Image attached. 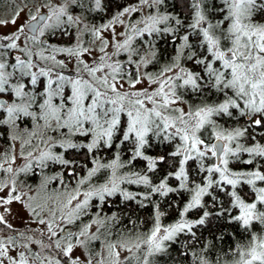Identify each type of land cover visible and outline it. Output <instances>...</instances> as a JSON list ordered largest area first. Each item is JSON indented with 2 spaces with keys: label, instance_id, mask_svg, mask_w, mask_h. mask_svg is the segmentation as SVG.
<instances>
[{
  "label": "snow or ice",
  "instance_id": "snow-or-ice-1",
  "mask_svg": "<svg viewBox=\"0 0 264 264\" xmlns=\"http://www.w3.org/2000/svg\"><path fill=\"white\" fill-rule=\"evenodd\" d=\"M13 5L0 19L14 27L0 32V128L9 141L0 151V264H154L181 235L195 243L194 229L213 219L249 233L233 264H264V231L255 230L264 229V0H185V17L162 11L165 0H136L101 24L92 14L106 11L104 0ZM57 36L74 43L53 44ZM161 39L174 55L147 71ZM158 146L170 150L149 154ZM18 158L25 162L14 167ZM50 165L60 171L47 175ZM30 174L40 176L36 195L20 179ZM53 181L61 188L49 192ZM170 194L188 199L165 224L153 197ZM116 196L151 205V228L113 240L119 219L101 210ZM14 203L26 213L22 229L8 219ZM182 247L192 264H219L210 245Z\"/></svg>",
  "mask_w": 264,
  "mask_h": 264
},
{
  "label": "trees",
  "instance_id": "trees-1",
  "mask_svg": "<svg viewBox=\"0 0 264 264\" xmlns=\"http://www.w3.org/2000/svg\"><path fill=\"white\" fill-rule=\"evenodd\" d=\"M6 1L7 0H0V11L7 8ZM135 2L136 0H104L106 11L93 13V22L96 24L103 23L107 19L111 18L122 7L126 6L129 3ZM213 2L214 0H208L209 4H212ZM215 3L218 4L219 0H215ZM161 10L179 14L181 17H185L188 14L185 7V0H165V5ZM257 19L261 22H264V15L257 16ZM61 41L68 42L69 40L62 38ZM157 46L159 48V63L154 66H150L149 71L158 70L174 55L173 46L167 39L159 40ZM23 126L25 125L22 124L21 127ZM0 132L4 133L3 135H0V151H2L8 147L9 141L7 139V133L3 128H0ZM166 150H170V146L154 147L149 149L148 152L151 155H157ZM67 155L69 158L76 156L75 153L71 152ZM101 155L104 157L105 161L111 159L112 156L110 152H104L101 153ZM76 158L83 160V157L81 156H77ZM143 166V161H139L136 164L137 169L143 168ZM89 167H91V164H89ZM163 167L165 169L167 168L166 165ZM239 167L243 166L240 165ZM58 171H60V168L57 165H50L49 168L45 169V173L47 175L55 174ZM163 174V172H158L156 174V182H158L159 178ZM39 177V175L30 174L25 176L24 179L26 182L34 184ZM94 179H96L97 182H103L104 175L100 174L97 178ZM65 180H70V178L67 176V173H65ZM173 183L175 182L173 181ZM69 186L73 187L74 182H71ZM125 187L132 192L144 191L143 188L137 187L135 185H125ZM187 199V194H185L183 197L177 196L175 194H170V196L166 198H160L158 196L153 197V200L160 203L161 211L165 213V215L162 217V222L165 224L173 223L179 218V211L182 210V206ZM169 204H171L172 206L169 207ZM93 211H95V209H93ZM101 213L107 214L108 216H111L113 213L117 214L119 223L112 229V239H116L117 237H119L120 232L127 233L130 230L143 232L148 230L152 226L153 208L151 205H149L147 208H141L134 201H122L119 196L109 198V202L103 206ZM188 218H198V212H189ZM88 219V217L84 218L85 221ZM255 230L258 232L264 231V229H260L259 226H257ZM194 231L196 232L198 238L195 243L192 242L190 237L181 235L178 242L170 243V247L168 248L167 253L154 258V264H192L190 255H181V253L184 251L182 245L186 242L191 244L192 250L196 252H200L206 245H210L211 259H213L214 261L219 260V264H233V261L237 259V256L235 255L237 246L246 244L249 239V233L245 232L237 224L228 223L225 219H213L209 225L205 227L195 228ZM96 249H98V246H96L94 250Z\"/></svg>",
  "mask_w": 264,
  "mask_h": 264
},
{
  "label": "rangeland",
  "instance_id": "rangeland-1",
  "mask_svg": "<svg viewBox=\"0 0 264 264\" xmlns=\"http://www.w3.org/2000/svg\"><path fill=\"white\" fill-rule=\"evenodd\" d=\"M23 2H24V0H14L15 5H19L21 7H23ZM6 3H7V8L3 9L2 11H0V19H3V18H9L10 19L11 18L12 8L14 6L13 5V0H7ZM29 7H31V4L29 5ZM26 18H27L26 15L24 13H21V16L19 17V19L17 21L16 27H18L20 24H23L25 22ZM135 18L136 17H133V19H135ZM109 19H111V18H109ZM109 19H107L103 23H106ZM115 27H116V30L118 32L122 30V28H121V26L119 24L115 25ZM11 31H14V27L12 25H8L7 27H0V32H2V33H8V32H11ZM73 43H74V39L72 40L71 43H69L67 45H71ZM67 45H65V46H67ZM58 58H63V57H58ZM86 59H90V58H86ZM73 66L74 65L70 63L69 64V69H72ZM147 71H149V68L147 69ZM155 71H157V70H152L150 72H155ZM143 86L144 85H140L138 87H143ZM181 106H183V105H181ZM25 123H27V122H25ZM15 148H16V152L18 154L19 153V149H20V144H19L18 141L15 142ZM24 162L25 161L22 158H18L17 161H16V164H14L13 166L14 167H19V166L23 165ZM51 175H54V174H49V176H51ZM24 177H25L24 175H21L20 179L25 180ZM39 182H40V177L37 179V181L34 184L27 182V184L31 187L32 190L30 192H28L27 188H24L23 190L25 192H28L29 195H36L37 191H38V187L37 186H38ZM60 188H61V186L59 185V182L58 181H53L52 184L49 186V192H51L53 190H57L58 191V190H60ZM11 207H12L13 211H12V215L9 216L8 219L17 228L22 229L24 227V223H25V220H26V213H25V211L22 210L21 205H19V204L14 203ZM87 221L88 220H86L85 222H87ZM113 240H115V239H113ZM81 251L82 250H78L75 254L79 256V255H81ZM95 251H99V246H98V249H96ZM126 255H128V253L121 252V260L122 261H123V259H124V257Z\"/></svg>",
  "mask_w": 264,
  "mask_h": 264
},
{
  "label": "flooded vegetation",
  "instance_id": "flooded-vegetation-1",
  "mask_svg": "<svg viewBox=\"0 0 264 264\" xmlns=\"http://www.w3.org/2000/svg\"><path fill=\"white\" fill-rule=\"evenodd\" d=\"M62 38L66 39V40H70V41H68V42H62L61 41ZM73 39H74L73 36H57L56 38H53L51 42L53 44H57V45H61V44L62 45H67V44L71 43Z\"/></svg>",
  "mask_w": 264,
  "mask_h": 264
}]
</instances>
